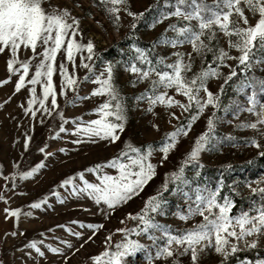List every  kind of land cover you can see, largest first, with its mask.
<instances>
[{
    "label": "snow or ice",
    "instance_id": "snow-or-ice-1",
    "mask_svg": "<svg viewBox=\"0 0 264 264\" xmlns=\"http://www.w3.org/2000/svg\"><path fill=\"white\" fill-rule=\"evenodd\" d=\"M98 2L114 24H119L121 10L131 16L133 23L130 27L133 30L137 26L136 21L144 16V12L130 11L126 6L127 0ZM149 10L157 13L152 17L149 27H155L169 18L175 19L167 24L148 47L139 46L137 38L133 36L128 50H121L127 58L122 57L119 61H101L102 67L97 72L93 65L100 57L95 52L94 41L89 38L87 42H83V34L79 28L80 20L72 15L67 7L53 5L52 0H0V53L9 54L6 69L18 76L15 81L16 90L26 83L31 86L28 91L32 95L27 101L25 112L32 109L37 102L45 105L49 97L51 105H57V91L53 82L57 66L60 95H65L66 89L74 90L78 86V79L74 74L77 54L80 66L88 69L84 79H89L90 76L94 78L93 83L96 86L89 95L105 97L102 103L91 109L96 118L87 121H83L82 117L73 118L75 127L71 131L79 133L80 137H88L92 143L97 139L115 142L125 130L128 106L126 97L116 82L117 67H123L132 74L130 83L133 86L139 82H148V86L135 96V100L137 103L147 100L146 111L149 113L156 114L153 109L157 104L175 105L182 113L189 112L184 122L165 132L161 138L159 151L165 158L170 150L176 147L179 138L188 135L193 123L206 108H212V113L207 116L205 129L194 138L190 150L184 154L179 166L166 174L161 189L147 197L143 207L135 214H127L128 219L138 223L131 228L116 229L123 234V238L116 242L114 249L106 246L91 255L89 264H127L126 258L135 256L140 250L146 252L149 264H156L157 261L182 264L180 257L184 256H189L190 264H201L202 254L207 253L220 257L217 264H229L233 257L236 258V264H264V254H261L264 249L261 244L264 238V174L254 180L246 177L230 182L221 174L214 186L207 181L194 182L186 175L189 166L195 176L200 175L199 170L203 167L200 160L202 152L219 148L225 139L229 142L235 139L231 135L226 138L216 135L217 123L220 120L218 113H227L230 108L233 115L238 116L246 111L255 117L250 121H240L236 127L257 130L258 136L245 138L246 143L259 149L257 156L264 157V149L259 140V137H264V77L257 76L254 72L257 66L264 65V54H261L264 53V0H163L162 5L157 0L156 4H150L145 11ZM221 38L226 40V47L221 44ZM158 45L171 46L176 50L167 56L159 55L156 53ZM184 45H190L191 50L181 51ZM38 48L40 51H37ZM22 49L25 52L30 50L31 55L21 58ZM233 50L238 54L233 55ZM58 53H61L64 60H60L57 65ZM209 56L211 59H208ZM197 58L200 60V67L193 71ZM65 60L71 63L72 72H69ZM229 61L235 63L230 64ZM32 67L34 73L26 80ZM225 67L229 69L227 74L223 72ZM221 77L224 83L219 89L216 92L210 90L209 81ZM234 78L236 79L231 86L238 95H244L246 105L238 100L234 104L230 101L229 105H224L222 109L221 97L225 86ZM8 79H11V76L0 79V85L5 84ZM38 83L42 93L39 97L36 95ZM169 90L181 94L186 101L175 99L173 95H169ZM75 99L79 100L81 97L75 96ZM43 110L51 114L48 107L45 106ZM31 114L35 116L36 111L33 110ZM170 116L180 120L175 112H171ZM61 119H64L63 116ZM153 127L158 125L153 124ZM59 131L65 132L68 129L62 124ZM81 142L80 138L73 141L77 145ZM28 144L29 137L26 136L24 147L27 148ZM46 148L47 145L39 148V152L51 156L52 153L46 152ZM59 151L64 152L66 149L60 148ZM155 151L157 148L152 143L138 147L124 141V147L118 155L84 170L96 173L98 182L90 183L84 172H78L76 175L83 182L82 187L77 188L72 177L61 183L73 185L71 194L87 193L96 205L101 206V215L107 216L108 212H114L117 206L137 195L155 175L156 165L150 160ZM44 163L41 160L27 171L10 173L4 177L5 184L7 185L11 177L12 186L15 187L17 175L21 178L32 176ZM248 163H251V160ZM105 167L118 171L114 175L109 174L104 171ZM221 167L230 170L232 165L225 164ZM169 183L175 185L172 191L182 194L188 202L186 210L175 215L182 221L199 216L201 219L198 222L189 227L174 229L156 219L157 215L167 214V201L161 193L168 189ZM194 183L195 187H192ZM241 184L249 190V205L246 209L241 208L231 214L236 202L235 197L240 195ZM0 199L5 197L0 195ZM43 203L44 200H37L31 207L40 208ZM4 212L6 218H18L21 210L6 207ZM76 223L83 227L82 222ZM87 228L99 230L103 228V224L89 223ZM68 231L81 240L85 239L80 231H73L71 228ZM134 233L137 236H146L151 243L145 244L137 238H132ZM95 234L93 231L87 241H91ZM111 238L112 233H109L106 240L111 241ZM63 244L67 245V249L51 245H48V248L53 253L63 254L67 251L68 254L63 256L64 261H67L75 245L68 240H64ZM29 245L40 256L45 255L37 246L38 241L31 240ZM239 252H252L253 256L241 258L237 255Z\"/></svg>",
    "mask_w": 264,
    "mask_h": 264
},
{
    "label": "rangeland",
    "instance_id": "rangeland-1",
    "mask_svg": "<svg viewBox=\"0 0 264 264\" xmlns=\"http://www.w3.org/2000/svg\"><path fill=\"white\" fill-rule=\"evenodd\" d=\"M157 0H127V7L132 12H144V16L136 21V28L131 29L133 19L126 12L121 10L119 24H114L112 18L99 5L98 0H52L53 5L67 7L71 14L77 16L80 20L79 28L83 34V42L89 38L94 41L95 52L100 59L96 60L93 67L98 72L101 67V61H119L122 57L127 58L121 51L128 50L129 44L133 42L132 37L146 42L141 47H148L175 18H169L157 24L155 27H149L152 17L156 11L148 9L150 4H156ZM162 5L163 0H159ZM171 35V33H169ZM80 37H78L79 39ZM221 44L226 47V40L221 38ZM171 46L158 45L156 53L167 56L175 51ZM181 51H190V45H184ZM37 51H40L38 48ZM233 55L238 53L233 50ZM264 54V53H261ZM8 52L0 53V79H8L5 84L0 85V195L5 199H0V264H89L91 255L98 253L106 246L115 247L117 241L123 238V234L116 231L118 228L133 227L138 221L128 219L127 214H135L139 211L147 199L154 195L165 182L166 174L175 170L182 161L184 154L190 150L194 138L206 127V119L212 113L209 106L205 112L198 117L193 123L188 135L181 136L176 147L170 150L165 158L159 151V142L164 133L173 129L174 126L184 122L189 112H181L178 106H165L157 104L153 115L146 111L147 100L137 103L135 96L143 91L148 82H139L136 85L130 83L132 74L124 70L123 67L115 69L116 82L120 86L122 93L125 95L128 106V120L125 130L120 134V138L115 142L109 143L108 140L97 139L95 143L90 142L88 137H80L79 133L71 131L75 127L73 118L82 117L83 121L96 118V114L91 109L98 106L105 99L102 95H89L92 88L96 85L93 83V77L84 79L88 69L80 66L79 54L75 58V72L78 79V86L73 89H66L65 95L59 94L60 75L59 69L53 74V82L57 91V105H51V98L45 101V105L37 102L32 109L25 112L27 101L32 95L28 89L29 84L16 90L15 81L18 79L16 74L9 73L6 69V60ZM31 55L30 50L25 52L21 50V58ZM86 55V53H85ZM208 59H211L209 56ZM60 60H64L61 53L57 54V65ZM69 72H72V65L65 60ZM228 63L234 64L235 61ZM200 67L199 58L196 59L193 71ZM229 69L223 68L227 74ZM257 76L264 77V65H259L254 69ZM34 73V67L30 68V74L26 80L31 78ZM90 75V74H89ZM239 72L237 70V78ZM230 81L225 86L221 97V108L229 105L230 101L234 104L237 100L246 105L243 94H237L232 88ZM223 78L211 79L208 87L213 92L219 89L223 84ZM36 95H42L41 87L36 85ZM169 95L175 99L186 101L181 94H175L174 90H169ZM203 95V93H202ZM75 96L81 99L76 100ZM71 101V102H70ZM48 107L51 114L44 112V107ZM36 111L33 116L32 111ZM171 112H175L180 120L173 119ZM220 120L217 123L216 135L226 138L231 135L235 139L232 141L224 140L222 146L212 151L201 153L200 175H194L193 169L189 166L186 175L197 183L207 181L210 185L215 184L221 174L225 176L227 182L231 180H243L249 178L254 180L257 176L264 174V165H256L257 152L259 149L246 143L249 136H258L257 130L249 128H237L236 124L243 120H252L255 117L248 112H241L238 116L232 114L230 108L227 113L220 111L218 113ZM63 116V120L61 119ZM63 124L68 131L60 132L59 128ZM153 124L158 127H153ZM264 130V129H262ZM29 137L28 147H24L25 137ZM77 138L81 139L80 144L73 143ZM262 149H264V137H259ZM124 141L131 142L134 146L143 147L152 143L157 151L150 157L151 163L156 165L155 175L143 186L137 195L131 197L122 205L117 206L114 212H108L107 216L101 215L100 207L95 201L87 195L81 193L74 195L72 193V184L62 185V181L72 177L77 188L83 186L76 175L78 172H84L86 168H91L97 163H103L106 160L118 155L124 147ZM47 145L46 152L52 153L46 156L39 152V148ZM60 148L66 151L60 152ZM43 160L44 165L32 176L15 177V187L12 186L11 177L7 185L4 177L9 176L12 172H24L34 167L39 161ZM251 160V163H248ZM161 161H163L161 163ZM225 164H231L232 168L226 170L221 167ZM109 174H116L117 169L109 167L104 168ZM208 171L217 172V177L209 174ZM85 178L90 183L98 182L96 173L84 172ZM174 184L169 183V187L163 190L161 195L165 201L166 215H157L156 219L163 224L171 225L174 229L191 226L192 223L198 222L201 217L195 216L188 221H182L179 216L175 215L187 208V201L182 194L172 191ZM195 187V183L192 185ZM249 190L240 185V195L235 197V206L231 214L240 211L241 208H247ZM37 200H44L40 208H32L31 204ZM20 208L19 217L8 216L6 218L5 208ZM106 209L107 206L103 205ZM31 212V215L27 213ZM83 223V227L80 223ZM100 223L103 228L99 230H89L87 224ZM80 231L84 234V240L72 235L68 229ZM96 234L91 241L87 237ZM16 232V235H12ZM112 233L111 241L106 238ZM132 238L139 239L142 243L150 244L151 242L144 235L133 234ZM38 241V247L45 253L40 256L35 249L31 248L29 241ZM68 240L75 245L67 261H64L65 253H53L49 250L48 245L67 249L63 244ZM264 245V238L261 240ZM81 245H83L81 247ZM78 249V251H77ZM201 264H217L220 259L214 253L202 254ZM182 264H190L189 256L180 257ZM127 264H149L147 254L140 250L135 256L126 258ZM156 264H165L163 261H157ZM166 264H171L170 261Z\"/></svg>",
    "mask_w": 264,
    "mask_h": 264
},
{
    "label": "trees",
    "instance_id": "trees-1",
    "mask_svg": "<svg viewBox=\"0 0 264 264\" xmlns=\"http://www.w3.org/2000/svg\"><path fill=\"white\" fill-rule=\"evenodd\" d=\"M148 12V11H147ZM138 42H140L139 44L140 45H145L146 42H142L141 40L138 39ZM255 164L256 165H264V157H257V159L255 160ZM209 174L213 175L214 177H217L218 173L217 172H212V171H208ZM261 254H264V249L261 250ZM239 257L243 258L244 256H253V253L252 252H239L237 254ZM229 264H236V258L233 257L230 261H229Z\"/></svg>",
    "mask_w": 264,
    "mask_h": 264
}]
</instances>
